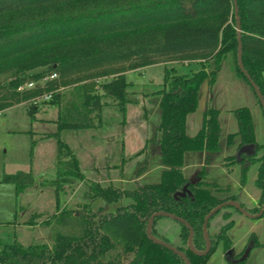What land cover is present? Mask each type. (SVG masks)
<instances>
[{"label": "trees", "instance_id": "1", "mask_svg": "<svg viewBox=\"0 0 264 264\" xmlns=\"http://www.w3.org/2000/svg\"><path fill=\"white\" fill-rule=\"evenodd\" d=\"M236 3L242 25L243 64L264 96V0ZM230 55L237 75L245 80L263 108L238 65L234 0H0V64L16 69L15 77L0 85V111L14 101L39 98L49 92H53L49 102L58 108L57 131L46 135L57 141L56 178L50 182L56 189L57 210L42 221L52 227L54 243L25 245L15 236L0 238V264H186L178 254L149 238L147 225L153 213L167 211L186 219L194 229L193 246L199 251L206 247L204 219L217 205L235 200L250 213L239 195H222L228 189L206 179V166L201 168L196 181L184 172L188 152L210 157L221 151L219 108L205 109L201 127L194 135L187 132V118L199 107L204 83H216L219 69ZM170 61L196 62L198 67L190 73L166 68L164 83L154 92L159 96V122L154 136L136 155L146 152L150 145L158 152L162 166L158 180L138 184L132 190L89 180L62 133L96 127L95 116L102 112L105 96L125 113L127 105L135 102L130 98L131 84L125 73ZM39 67L43 70L35 71ZM52 72L58 73L59 78L18 91L21 84L38 82ZM109 75L113 77L101 85V91L94 87L93 78ZM65 84L72 87L62 92ZM232 111L238 130L229 133L227 141L237 151L228 158L240 165V182L244 184L259 146L250 107L242 105ZM37 112L38 106L32 103L28 109L32 120L37 119ZM245 145H253V152L239 154ZM260 160L257 181L263 206L264 155ZM147 162L139 169L140 174ZM1 182L13 184L20 195L36 179L32 171L19 170L5 174ZM78 182L88 186V201L76 209H60L58 193L66 184ZM186 184L190 193L175 197ZM124 197L131 198V203L117 206L114 212L101 207L93 209L97 200L108 204ZM229 207L224 206L208 221L211 249L206 255L191 250L189 228L176 219V240L158 230L161 220L171 219L167 216L154 219L152 233L183 251L192 264H207L219 245L224 252L232 247L228 232L236 219ZM221 213L227 221L215 233L211 231V222ZM41 216L42 213H33L26 224H36V218ZM260 217L264 224V212ZM249 241L245 248L250 251L260 246L255 232H251ZM244 253L236 254L228 264H246L248 257L240 261Z\"/></svg>", "mask_w": 264, "mask_h": 264}, {"label": "rangeland", "instance_id": "2", "mask_svg": "<svg viewBox=\"0 0 264 264\" xmlns=\"http://www.w3.org/2000/svg\"><path fill=\"white\" fill-rule=\"evenodd\" d=\"M9 65L0 64V85L16 75V69L13 70ZM197 67L196 62L170 61L129 70L125 77L131 84L130 98L135 102L127 105L125 113L120 112L113 105L114 101L105 96L102 112L95 116L96 127L80 131L66 130L62 133V139L71 146L79 159L81 170L89 180L97 181L104 186L113 184L122 190H132L138 184L158 180L160 177L158 152L150 145L146 152L136 155L143 149L147 139L154 136L159 122V96L154 92L162 87L166 68H176L179 73H190L192 68ZM41 70H43L41 67L35 69ZM112 77L109 75L93 78L94 87L101 91V85ZM71 87L70 84H65L61 90L67 92ZM49 101L38 100L37 96H32L14 101L10 107L0 111V238L15 236L25 245L47 243L52 246L54 243L52 227L42 223L57 210L54 205L56 189L50 185L56 178L57 141L55 138H46V135L57 131L55 120L58 108ZM32 103L38 106L36 120H32L28 114ZM242 105H248L251 109L259 146L256 151L257 158L247 171L244 184L240 182V165L228 158L229 155L236 153L237 149L227 141V135L238 130V122L232 110ZM208 106L217 107L221 111V151L209 153L212 159L205 156L206 154L202 156L201 153L188 152L185 159V175L196 181L200 179L199 171L206 166V179L228 189L222 195H239L240 201L249 212L256 214L262 206V190L257 176L260 159L264 155V110L245 80L237 75L231 55L224 60L219 69L216 83L213 85L204 83L199 107L187 118V132L190 135L196 134L200 129L203 112ZM147 160V166L140 174L138 171ZM201 160L205 162L204 165H199ZM19 170L32 171L36 182L31 188L17 195L13 184L3 183L1 180L5 174ZM87 189L85 182L66 184L64 190L58 193L60 209H76L86 203ZM131 201L129 197L108 204L104 200H97L93 203V209L101 207L106 212H114L117 206L129 204ZM229 210L236 219L228 232L232 239V247L228 252H224L219 245L207 264H228L236 254L241 251L246 253L248 248L245 247L250 242L251 232L258 235L260 246L250 251L246 264H264L263 219L249 217L234 206H230ZM36 212L42 213L41 217L36 218V224H26ZM226 221L222 213L217 215L211 222V231L218 233L220 225ZM177 229L173 218L168 221L161 220L158 225L159 232L165 233L172 241L177 238Z\"/></svg>", "mask_w": 264, "mask_h": 264}, {"label": "water", "instance_id": "3", "mask_svg": "<svg viewBox=\"0 0 264 264\" xmlns=\"http://www.w3.org/2000/svg\"><path fill=\"white\" fill-rule=\"evenodd\" d=\"M235 2V16H236V28H237V31H238V65L240 67V69L243 71V73L245 74V76L247 77V79L249 80L250 84L252 85V87L254 88L255 92L257 93L260 101H261V104L263 106V109H264V96L259 88V86L256 84V82L252 79V77L250 76V74L248 73V71L245 69L244 67V64H243V49H242V38H241V35H242V25H241V17L239 15V7L236 3V0H234ZM254 146L253 145H245L243 146L241 149H240V153L243 151V150H249L250 151L248 153H251L253 152V148ZM239 153V154H240ZM188 193H190L189 189H188V185L186 184L184 186V188L181 190V191H178L176 194H175V197H179V196H186ZM234 206L236 207L237 209H239L242 213H244L245 215L249 216V217H260L262 215V213L264 212V204L262 206V209L260 210V212L256 213V214H251V213H248L242 206L241 204L238 202V201H235V200H228V201H225L219 205H217L215 208H213L205 217L204 219V224H203V232H204V237H205V241H206V247L204 250L202 251H199V250H196L193 246V243H192V238H193V234H194V229L192 227V225L184 218L180 217V216H177L176 214L174 213H171V212H167V211H157L155 213H153L151 215V217L149 218L148 220V225H147V234L149 236V238L154 241L155 243H158V244H161L165 247H167L168 249L172 250L173 252H175L176 254H178L184 261L186 264H192V262L190 261L189 257L181 250H179L178 248L170 245L169 243L167 242H164L160 239H158L156 236H154V234L152 233V224H153V221L154 219L157 217V216H167V217H170V218H173V219H176L182 223H184L188 228H189V237H188V245L189 247L191 248V250L198 254V255H206L210 249H211V240H210V237H209V234H208V230H207V225H208V221L209 219L216 213L218 212L221 208H223L224 206ZM250 253V249H248L246 251V253L244 254V256H242L240 258V261L241 260H244L248 257Z\"/></svg>", "mask_w": 264, "mask_h": 264}, {"label": "built area", "instance_id": "4", "mask_svg": "<svg viewBox=\"0 0 264 264\" xmlns=\"http://www.w3.org/2000/svg\"><path fill=\"white\" fill-rule=\"evenodd\" d=\"M58 78H59L58 73L52 72V73H49L46 76H44L38 82H36V81L26 82L25 84L19 86L18 91H23L25 89H33L37 86L38 83H39V85L43 86L45 83L52 81V80H56ZM52 95H53V92L46 93L42 97H39L38 100H40V99L50 100L52 98ZM0 114H1V112H0Z\"/></svg>", "mask_w": 264, "mask_h": 264}, {"label": "crops", "instance_id": "5", "mask_svg": "<svg viewBox=\"0 0 264 264\" xmlns=\"http://www.w3.org/2000/svg\"><path fill=\"white\" fill-rule=\"evenodd\" d=\"M242 84V83H241ZM210 99H211V97H210ZM239 107V106H238ZM250 151V149L249 150H243L241 153H248ZM239 153H240V150H239ZM189 154H192V153H189ZM194 154V153H193ZM197 154V153H196ZM202 154V156H203V154H206V153H201ZM56 155H57V153H55V159H56ZM187 156V155H186ZM205 156H207V154L205 155ZM200 164L199 165H204V161L203 160H201L200 162H199ZM207 163H208V161H207ZM186 166V165H185ZM162 169V166H160V170ZM184 170H185V168H184ZM55 206H56V204H54Z\"/></svg>", "mask_w": 264, "mask_h": 264}]
</instances>
